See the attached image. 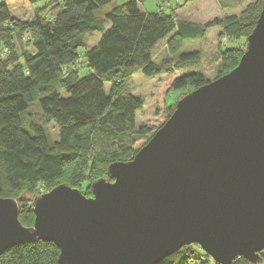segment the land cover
Wrapping results in <instances>:
<instances>
[{"label":"water","instance_id":"1","mask_svg":"<svg viewBox=\"0 0 264 264\" xmlns=\"http://www.w3.org/2000/svg\"><path fill=\"white\" fill-rule=\"evenodd\" d=\"M90 197L60 184L32 199L0 198V256L33 242L56 264H158L198 246L215 264L264 251V7L227 74L181 97L150 140L107 167Z\"/></svg>","mask_w":264,"mask_h":264},{"label":"trees","instance_id":"2","mask_svg":"<svg viewBox=\"0 0 264 264\" xmlns=\"http://www.w3.org/2000/svg\"><path fill=\"white\" fill-rule=\"evenodd\" d=\"M37 1L0 0V52L6 50L0 59V198L13 199L24 189L33 197L36 185L53 189L66 184L77 189L85 181L105 177L110 164L131 160L163 126L170 116L166 101L171 92L194 90L208 82L200 73L181 75L179 69L155 64L151 52L170 35L182 41L200 38L210 25L200 28L176 22L172 14L158 10L143 13L138 4L142 0L115 5L110 11L105 8L117 0H55L38 8L28 22L11 15ZM260 11H252L244 23L232 22V29L234 24L240 29L229 32H245L248 37ZM94 35L98 42L86 47V38ZM20 40L30 49L18 51ZM242 55L230 49L221 52L222 74L216 78L234 69ZM81 58L89 70L83 77ZM196 58V53H181L178 64ZM134 71L148 79L159 78L154 115L139 127L135 116L142 100L121 88ZM31 105L43 124L54 123L57 140L48 139L41 123L25 126ZM21 198L25 202L19 203L18 220L31 227L32 200ZM193 246L158 264H214ZM58 255L53 243L37 241L6 250L0 264H56ZM239 261L249 264L241 257L232 264Z\"/></svg>","mask_w":264,"mask_h":264},{"label":"rangeland","instance_id":"3","mask_svg":"<svg viewBox=\"0 0 264 264\" xmlns=\"http://www.w3.org/2000/svg\"><path fill=\"white\" fill-rule=\"evenodd\" d=\"M55 0H38L32 7L11 11L13 18L19 22H28L32 19L35 11L47 3L49 5ZM130 0H117L105 8V11H110L115 5H122ZM138 1V0H137ZM139 9L143 13L154 14L157 10L164 13H170L175 18L176 22H186L200 28L207 27L203 36L194 40H180L175 35H170L168 38L159 42L152 50L151 57L155 64L162 67H171L179 69L181 75L185 73H200L205 77V80L211 82L216 77L222 74L220 68V54L227 49L232 50L233 54H244L246 51L245 32L231 34L237 32L240 27L236 24V29H232V22L244 23L252 11L261 9L263 0H142L138 2ZM229 30L231 32H229ZM99 40L98 35L86 38V47H91ZM26 42V41H25ZM23 40L17 41V50L20 48L30 49L29 43ZM181 53H196L197 58L191 61L182 62L179 66L178 58ZM82 67L79 70L81 77L89 73L84 60L80 59ZM225 75V74H224ZM159 83V78H145L139 71H134L122 83V89L129 90L131 94L142 100V108L136 113L135 124L137 127L146 125L152 119L155 111L153 102V94ZM108 92L110 84L104 85ZM193 91L191 88L182 89L171 92L168 96L166 105L168 114L171 115L175 110L176 102L186 94ZM30 115L25 117L24 124L27 126L30 122L40 124L44 127L48 139L51 141L58 139V129L54 123L43 124L40 121L38 110L35 105L29 108ZM25 129V127H24ZM97 177V176H96ZM93 181H85L77 189L86 197H90V185ZM36 195L29 197L26 189L17 192L13 195V199L17 200L21 197L30 198L47 193L51 190L49 186L36 185L34 186ZM32 206V202H30ZM197 247V246H193ZM201 251L200 248H196ZM198 254V253H197ZM261 260L257 264H264V251L260 254ZM194 264V263H189ZM236 264H246L242 261Z\"/></svg>","mask_w":264,"mask_h":264},{"label":"built area","instance_id":"4","mask_svg":"<svg viewBox=\"0 0 264 264\" xmlns=\"http://www.w3.org/2000/svg\"><path fill=\"white\" fill-rule=\"evenodd\" d=\"M5 54H6V50H3L2 52H0V59L3 58L5 56Z\"/></svg>","mask_w":264,"mask_h":264}]
</instances>
